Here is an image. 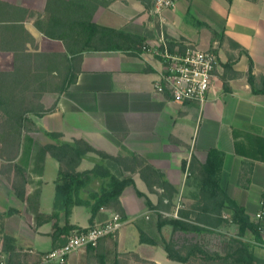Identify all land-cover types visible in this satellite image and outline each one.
<instances>
[{
    "label": "crops",
    "instance_id": "1",
    "mask_svg": "<svg viewBox=\"0 0 264 264\" xmlns=\"http://www.w3.org/2000/svg\"><path fill=\"white\" fill-rule=\"evenodd\" d=\"M1 1L36 12H42L46 2ZM152 3L153 0H97L94 22L143 37L146 48L134 52L131 48L84 52L76 82L61 94L45 93L43 105L49 107L56 100V108L34 120L39 127L61 133L62 140L81 138L111 155L131 151L141 156L178 190L169 212L177 202L184 206L191 203L186 193L192 185L185 186L188 171L181 169V161L188 163L194 156L204 162L207 150L218 148L224 152L221 187L255 221L254 213L264 186V94L251 93L246 71L250 57L255 74H264V0H177L159 16L151 11ZM19 23L33 35L39 50L64 51L61 41L43 36L30 20ZM211 29L220 33L221 38L212 46L218 47L221 53H215L217 63L204 103H180L157 93L153 82L158 61L151 49L157 45L160 35L209 49ZM12 59V52L0 50V70H10ZM224 81L227 89L223 88ZM28 136L31 141L23 139L22 148H28L29 153H21L16 158V162H26L28 182L22 200L14 196L5 175L0 173V212L12 208L11 213L0 219V257L4 264H7L4 259L8 251L1 247L3 234L13 238V251L22 257L23 264H41L37 254L51 249L52 221L36 225L35 214H50L53 210L58 162L52 157L55 160L52 163L51 156L42 154L41 149L54 140L40 131L29 132ZM97 162L99 157L89 152L77 170L90 169ZM244 162L250 168L238 183ZM125 175H131L134 186L126 187L120 195L124 217L116 235L101 238L96 247L73 251L65 264H120V260H125L123 254L130 252L148 261L129 259L130 264H185L166 256L162 239L170 237L171 227L157 228L156 213L135 190L144 193L151 204L156 203L157 193L148 191L138 173L126 171ZM99 186L100 181L94 180L82 194L86 196ZM113 212L101 208L94 224H102ZM223 212L229 214L227 208ZM78 215L84 222L79 221ZM88 216L86 207L74 206L68 221L86 227ZM59 218L62 224L64 218L61 214ZM140 231L156 243L140 242ZM217 231L235 236L237 225L230 223ZM178 233L174 238H179ZM243 239L252 244L253 255L264 260L259 236L255 238L246 231Z\"/></svg>",
    "mask_w": 264,
    "mask_h": 264
},
{
    "label": "trees",
    "instance_id": "2",
    "mask_svg": "<svg viewBox=\"0 0 264 264\" xmlns=\"http://www.w3.org/2000/svg\"><path fill=\"white\" fill-rule=\"evenodd\" d=\"M96 6L97 0H46L43 11L36 12L0 0V50L10 51L13 55L12 68L0 70V173L5 175L14 196L22 200L28 182L26 162H16L21 153H29L28 148H22L23 139L31 141L28 133L40 131L54 140L42 147V154L47 153L58 162L53 210L50 214H35L36 225L52 221L50 250L63 245L72 233L93 227L95 216L101 208L112 209L121 218L124 217L120 195L126 187L134 186L131 175H125L127 171L129 174L138 173L148 191L157 193L156 203L151 204L144 193L135 190L138 196L145 198L147 207L155 210L157 228L163 225L171 227L170 237L162 239L163 249L170 260L185 264H263L264 260L253 255L252 244L243 239L246 231L258 238L257 223L250 220L244 208L230 198L220 185L224 160L222 150L209 148L204 162H199L194 156L188 163L181 161V169L187 168L188 171L185 186L192 185V189L186 193L191 203L180 207L178 217H173L160 211L167 212L172 208L178 190L158 168L141 156L131 151L125 155H111L95 149L81 138L65 141L61 139V133L48 131L36 124L35 117L53 112L57 104L55 100L45 107L42 96L48 92L61 94L76 82L84 52L128 48L134 52L146 47L143 37L94 22L92 16ZM24 20H30L43 36L61 41L64 51L39 50L33 35L19 23ZM219 38L220 33L211 29L210 45ZM165 39L170 50L182 43L167 36ZM234 44L242 51L238 44ZM209 49L217 52L215 47ZM246 79L251 93L264 94V74H255L250 57ZM223 88L227 89L225 81ZM89 152L96 154L100 162L90 169L77 170ZM249 168L247 163H242L238 183H241L243 173ZM94 180L100 181L99 189L83 195L82 191ZM74 206L87 208L89 216L86 227L69 223ZM224 208L229 210L228 215L224 214ZM11 212L12 208L0 212V219ZM60 214L64 218L62 224L59 222ZM230 223L237 225L236 235H220L217 228ZM176 232L219 235L220 250H210L201 240L186 236L174 238ZM139 241L156 243L142 231ZM1 247L8 251L5 263L23 264L22 257L13 251V238L10 235H2ZM123 258L124 261L119 259L120 264H130L129 259L148 263L136 253H124Z\"/></svg>",
    "mask_w": 264,
    "mask_h": 264
},
{
    "label": "built area",
    "instance_id": "3",
    "mask_svg": "<svg viewBox=\"0 0 264 264\" xmlns=\"http://www.w3.org/2000/svg\"><path fill=\"white\" fill-rule=\"evenodd\" d=\"M176 1L153 0L151 11L159 16L164 9L174 6ZM151 51L158 61L153 82L154 90L180 103L192 101L203 104L211 87L213 71L217 63L215 53L188 42H182L181 45H176L170 50L163 35H160L157 45L152 47ZM180 207L182 205L177 202L171 212H160L166 216L178 217L177 211ZM254 219L260 238L258 244L264 248V186ZM122 224L120 214L113 212L102 224L94 225L85 231L74 232L68 236L63 245L38 254L39 263L63 264L73 251L82 247H96L102 237H114ZM28 252L34 253L32 250ZM0 264H4L1 257Z\"/></svg>",
    "mask_w": 264,
    "mask_h": 264
},
{
    "label": "rangeland",
    "instance_id": "4",
    "mask_svg": "<svg viewBox=\"0 0 264 264\" xmlns=\"http://www.w3.org/2000/svg\"><path fill=\"white\" fill-rule=\"evenodd\" d=\"M209 48H213V46L212 45H210L209 46ZM216 48V50L217 51H219L218 50V47H215ZM225 50L226 49H224V52H225ZM223 52V51H222ZM219 53H221V50L219 51ZM52 158V157H51ZM50 158V159H51ZM53 159V158H52ZM51 159V161H53L52 163H55V160L53 159L52 160ZM50 173L48 172V175H49ZM188 174V173H187ZM187 176V175H186ZM180 196V195H179ZM178 196H176V198H177ZM176 198H175V200H176ZM175 200H174V202H175ZM181 203V202H180ZM180 205H182V207H183V204L181 203ZM171 210V209H170ZM169 210V211H170ZM168 211V212H169ZM225 214V213H224ZM226 215V214H225ZM81 216L80 215H78V219H79V221L80 222H84V221H82V218H80ZM180 236H179V238H182V237H184V236H186V237H189V238H192L193 240H201L204 244H205V246H207V248H209L210 250H216V251H219L220 250V247H221V237L219 236V235H214V234H212V235H210V234H203V235H200V234H193V233H183V234H181L180 232L178 233ZM220 235H222V233H220Z\"/></svg>",
    "mask_w": 264,
    "mask_h": 264
}]
</instances>
